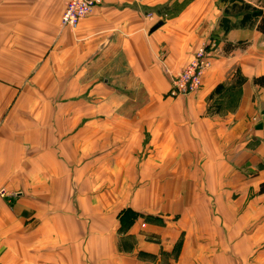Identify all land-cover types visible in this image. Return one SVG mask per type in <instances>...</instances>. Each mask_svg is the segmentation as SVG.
Returning <instances> with one entry per match:
<instances>
[{
    "label": "crops",
    "instance_id": "1",
    "mask_svg": "<svg viewBox=\"0 0 264 264\" xmlns=\"http://www.w3.org/2000/svg\"><path fill=\"white\" fill-rule=\"evenodd\" d=\"M67 1L0 0V264H264V58L226 49L219 0H99L75 29Z\"/></svg>",
    "mask_w": 264,
    "mask_h": 264
},
{
    "label": "built area",
    "instance_id": "2",
    "mask_svg": "<svg viewBox=\"0 0 264 264\" xmlns=\"http://www.w3.org/2000/svg\"><path fill=\"white\" fill-rule=\"evenodd\" d=\"M99 0H68L61 13L60 26L75 29L79 22L86 17ZM217 42L209 40L201 46L193 58L175 75H171L170 95L179 97L194 93L200 89L203 74L210 67ZM3 195V192H0Z\"/></svg>",
    "mask_w": 264,
    "mask_h": 264
},
{
    "label": "trees",
    "instance_id": "3",
    "mask_svg": "<svg viewBox=\"0 0 264 264\" xmlns=\"http://www.w3.org/2000/svg\"><path fill=\"white\" fill-rule=\"evenodd\" d=\"M222 16L219 19V28L225 31L238 27L252 28L260 33L264 40V0L259 5H254L244 0H221ZM236 19V20H235ZM235 45L227 44L230 50ZM254 85L264 89V72L252 79ZM258 193L264 194V180L260 182Z\"/></svg>",
    "mask_w": 264,
    "mask_h": 264
},
{
    "label": "rangeland",
    "instance_id": "4",
    "mask_svg": "<svg viewBox=\"0 0 264 264\" xmlns=\"http://www.w3.org/2000/svg\"><path fill=\"white\" fill-rule=\"evenodd\" d=\"M244 1L249 2L251 4H254V5H259L260 1H262V0H244ZM219 3H220V6L223 7V4H222L221 0H219ZM232 31L233 32L235 31V33L237 34L236 37L232 38V40H234V42H235L234 44H235V52H236V54L239 57L243 56L244 54H251V55L256 57V59H253L254 61L255 60L258 61V62L262 61V58H264V46H263V43H262L259 35L257 33H255L252 28L250 29V28L238 27V28H235ZM215 33H216L215 37L221 38V40H223L222 35L217 34V32H215ZM220 54H221V50L219 51L217 49L215 58H217V56L219 57ZM231 56L234 57L235 55L232 54ZM230 61H231L230 69L232 71H234L236 69L235 73L232 72L227 77V81L230 82V84H231L234 81L241 80L242 76L240 75V73L237 72L241 68V65L239 64V61L237 60V58L234 57ZM180 71L181 70H179L178 72H180ZM25 79H26V77L23 78V80H25ZM230 84L227 83V85L225 87H227ZM230 86H232V85H230ZM190 94H192V93H190ZM190 94H188V95H190ZM188 95H184V96H188ZM179 97H181V96H179ZM1 191L3 192V195L0 194V196H2V197L5 196L6 195V190L4 188H2V189H0V192ZM263 212H264V208H263Z\"/></svg>",
    "mask_w": 264,
    "mask_h": 264
},
{
    "label": "water",
    "instance_id": "5",
    "mask_svg": "<svg viewBox=\"0 0 264 264\" xmlns=\"http://www.w3.org/2000/svg\"><path fill=\"white\" fill-rule=\"evenodd\" d=\"M162 24V22L161 21H159V22H157L154 26H153V28L151 29V30H155L158 26H160Z\"/></svg>",
    "mask_w": 264,
    "mask_h": 264
}]
</instances>
